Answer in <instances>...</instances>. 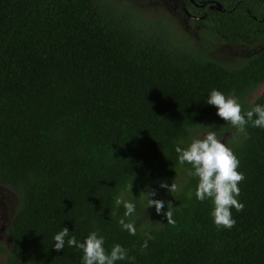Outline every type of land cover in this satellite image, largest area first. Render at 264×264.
Returning a JSON list of instances; mask_svg holds the SVG:
<instances>
[{"label": "trees", "instance_id": "1", "mask_svg": "<svg viewBox=\"0 0 264 264\" xmlns=\"http://www.w3.org/2000/svg\"><path fill=\"white\" fill-rule=\"evenodd\" d=\"M203 1L185 0L205 14L193 39L117 1L0 0V182L18 197L12 264H83L67 239L83 243L93 231L107 252L119 244L135 257L115 264H264V127L249 122L242 133L220 119L216 128L245 176L231 229L214 223L212 199H197L199 178L175 151L219 117L211 90L235 97L242 114L264 106V0H214L225 10L194 0ZM212 36L261 48L225 63L208 55ZM176 175L177 191L160 186ZM116 197L135 204L125 217L135 235L118 223L125 208ZM149 198L165 201L162 213Z\"/></svg>", "mask_w": 264, "mask_h": 264}, {"label": "clouds", "instance_id": "2", "mask_svg": "<svg viewBox=\"0 0 264 264\" xmlns=\"http://www.w3.org/2000/svg\"><path fill=\"white\" fill-rule=\"evenodd\" d=\"M207 103L217 107V115L230 123L239 132H245L246 125L251 122L253 127H264V106L255 105L253 108L242 114V106L235 97L228 96L220 90H211ZM175 151L179 154L178 162L183 165L191 164L194 168L193 174L199 178L196 197L200 201L212 199L214 210L211 213L217 227L231 229L236 221L232 218L231 209L234 207L237 212L244 209V204L239 202L236 197L240 195L238 184L245 179L243 173L237 171L239 159L233 150L226 143L218 139L215 131H210L202 139H194L187 148L176 146ZM161 187L173 193L178 186L174 181L171 186L162 182ZM155 192L150 191L149 197L154 196ZM123 203L125 208L124 217L118 220L122 229L127 230L131 235H135L137 229L134 222H126L125 217H131L135 212L136 206L130 201H125L122 197L115 198V204L120 206ZM149 207L155 206L156 212L162 213L165 201L159 199L148 200ZM166 215L168 224H175L173 212L169 207ZM69 236V228L64 227L62 231L54 236L56 251L65 248V238ZM148 236L141 245L142 249L148 247ZM67 245L75 246L83 250V264H115L118 260L130 259L135 257L128 256V250L119 244L112 247L110 252L104 248V238L98 236L96 231L91 232L83 243L78 242L75 236L67 239Z\"/></svg>", "mask_w": 264, "mask_h": 264}, {"label": "rangeland", "instance_id": "3", "mask_svg": "<svg viewBox=\"0 0 264 264\" xmlns=\"http://www.w3.org/2000/svg\"><path fill=\"white\" fill-rule=\"evenodd\" d=\"M122 4L125 7H133L143 14L146 20L156 19L158 17H164L166 22H170L172 28L175 30V35L180 38L186 34H191L192 38H197L198 33L195 25L190 23L189 19H185L181 13L176 12L171 5H167L166 0H112ZM180 0H175L179 2ZM104 2V1H103ZM190 25V26H189ZM189 31V33H188ZM213 43L212 48L209 49L208 55L212 58L218 59L225 63H235L240 61L247 55L248 48L243 51V46H231L226 45L222 40L212 36ZM262 86L256 87L245 100L251 102L261 92ZM238 101V100H237ZM239 102V101H238ZM221 117H210L203 123L207 124V127L199 126V128L193 131L191 140L202 139L210 131H215L218 139L227 144V135L219 133L216 129L220 123ZM176 184L179 183L180 177L176 175Z\"/></svg>", "mask_w": 264, "mask_h": 264}, {"label": "flooded vegetation", "instance_id": "4", "mask_svg": "<svg viewBox=\"0 0 264 264\" xmlns=\"http://www.w3.org/2000/svg\"><path fill=\"white\" fill-rule=\"evenodd\" d=\"M166 1H167L166 2L167 5L172 4V8L176 12L181 13L186 20L189 19L190 23L195 25L197 32H199L201 23L195 21L202 19L205 16V14H201L198 11H193V12L188 11V9L185 6V0H180L179 2H175V0H166ZM193 4L195 6H200L198 4L196 5L195 3ZM198 37L199 36H197V38ZM213 40L214 39L210 40V48H212ZM225 44L231 46H243L241 47L243 51H245L246 48L250 47L245 57H247L251 53L261 48L260 42H251V41L240 42L239 44H228V43ZM262 44H264V42ZM17 202H18V197L15 191L13 190V188L6 183L0 182V264H12L8 257V254L12 252V238L9 233V227L13 218V214L15 212ZM26 264H32V263H26Z\"/></svg>", "mask_w": 264, "mask_h": 264}, {"label": "water", "instance_id": "5", "mask_svg": "<svg viewBox=\"0 0 264 264\" xmlns=\"http://www.w3.org/2000/svg\"><path fill=\"white\" fill-rule=\"evenodd\" d=\"M191 1L193 3H195L196 5L198 4L200 6H203L204 4L207 3V1H203V2H200V3L194 2V0H191ZM208 3H209V7L210 8H215V9H218V10H225L224 6L219 1L209 0Z\"/></svg>", "mask_w": 264, "mask_h": 264}]
</instances>
